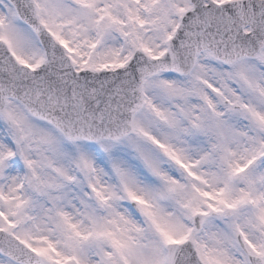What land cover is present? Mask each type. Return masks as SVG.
Instances as JSON below:
<instances>
[{"label":"snow or ice","instance_id":"snow-or-ice-1","mask_svg":"<svg viewBox=\"0 0 264 264\" xmlns=\"http://www.w3.org/2000/svg\"><path fill=\"white\" fill-rule=\"evenodd\" d=\"M0 264H264V0H0Z\"/></svg>","mask_w":264,"mask_h":264}]
</instances>
